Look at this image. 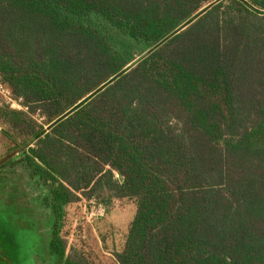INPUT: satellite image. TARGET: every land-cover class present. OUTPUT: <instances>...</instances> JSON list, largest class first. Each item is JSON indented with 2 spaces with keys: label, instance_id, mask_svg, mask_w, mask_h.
I'll use <instances>...</instances> for the list:
<instances>
[{
  "label": "trees",
  "instance_id": "obj_1",
  "mask_svg": "<svg viewBox=\"0 0 264 264\" xmlns=\"http://www.w3.org/2000/svg\"><path fill=\"white\" fill-rule=\"evenodd\" d=\"M0 77L59 216L134 201L119 264H264V0H0Z\"/></svg>",
  "mask_w": 264,
  "mask_h": 264
},
{
  "label": "flooded vegetation",
  "instance_id": "obj_2",
  "mask_svg": "<svg viewBox=\"0 0 264 264\" xmlns=\"http://www.w3.org/2000/svg\"><path fill=\"white\" fill-rule=\"evenodd\" d=\"M2 158L0 262L65 264L73 252L66 248L65 256L61 255L59 239L65 240L61 235L64 217L55 209L46 182L37 174L28 154L19 152Z\"/></svg>",
  "mask_w": 264,
  "mask_h": 264
},
{
  "label": "rangeland",
  "instance_id": "obj_3",
  "mask_svg": "<svg viewBox=\"0 0 264 264\" xmlns=\"http://www.w3.org/2000/svg\"><path fill=\"white\" fill-rule=\"evenodd\" d=\"M33 118L39 123L44 121L39 112ZM4 131L0 123V159L9 150V137ZM135 211L136 206L131 199H115L108 210L85 198L70 203L65 208L61 230L68 251L81 253L89 264H119L114 251L124 245Z\"/></svg>",
  "mask_w": 264,
  "mask_h": 264
},
{
  "label": "built area",
  "instance_id": "obj_4",
  "mask_svg": "<svg viewBox=\"0 0 264 264\" xmlns=\"http://www.w3.org/2000/svg\"><path fill=\"white\" fill-rule=\"evenodd\" d=\"M0 106H8L23 112H29V106L24 104L22 97H17L0 77Z\"/></svg>",
  "mask_w": 264,
  "mask_h": 264
}]
</instances>
